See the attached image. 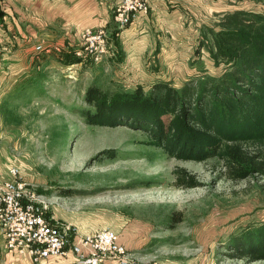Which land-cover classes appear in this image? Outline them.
<instances>
[{
	"label": "rangeland",
	"instance_id": "obj_1",
	"mask_svg": "<svg viewBox=\"0 0 264 264\" xmlns=\"http://www.w3.org/2000/svg\"><path fill=\"white\" fill-rule=\"evenodd\" d=\"M164 2L169 9L158 17L175 23L163 31V45L178 55L161 57L162 65L152 57L145 70L126 74L109 60L114 56L99 64L88 59L61 73L66 85L31 91L14 104L11 82L5 94L0 89V172L19 168L50 212L82 231H116L142 264H264L233 258L227 247L244 229L264 223V176L232 181L218 158L177 160L150 145L142 131L86 123L85 95L93 85L114 94L150 91L154 81L181 89L222 79L231 64L216 57L213 35L241 29L244 12H264V0ZM3 101L16 110L9 116L15 120L1 110ZM181 172L193 187L177 185ZM0 264L31 262L0 249Z\"/></svg>",
	"mask_w": 264,
	"mask_h": 264
},
{
	"label": "trees",
	"instance_id": "obj_2",
	"mask_svg": "<svg viewBox=\"0 0 264 264\" xmlns=\"http://www.w3.org/2000/svg\"><path fill=\"white\" fill-rule=\"evenodd\" d=\"M242 21L241 29L213 35L216 57L231 64L222 79L181 89L160 81L150 91L114 94L93 85L85 95L86 123L142 131L150 145L177 160L218 158L232 181L264 176V12H244ZM80 62L68 56V65ZM177 185L195 183L181 172ZM227 247L233 258L264 261V223L244 229Z\"/></svg>",
	"mask_w": 264,
	"mask_h": 264
},
{
	"label": "crops",
	"instance_id": "obj_3",
	"mask_svg": "<svg viewBox=\"0 0 264 264\" xmlns=\"http://www.w3.org/2000/svg\"><path fill=\"white\" fill-rule=\"evenodd\" d=\"M148 1L151 8L149 13L138 16L127 29L115 35L116 0H0L1 92L5 94L11 82L14 87L8 97L14 104L17 98L20 99L31 91H44L49 86L56 89L66 85L61 81V73L64 74L69 68L83 64L80 62L68 65L67 59L79 48L81 34L87 28L102 27L108 31L111 53L114 56L109 60L126 74L145 70L150 65V63L147 65L148 60L152 57L153 62L157 60L162 65L161 57L177 56L176 49L175 51L171 49L169 53L167 46L163 45V31L170 32L173 28L172 23L175 22L170 17L169 20L158 17L163 9H169V6L164 0ZM163 23L169 24V28L164 29ZM40 45L43 46V50L37 52L36 48ZM55 75L59 76V80L51 81ZM151 75L155 79L160 78L153 71ZM7 105L9 106L7 102H1V110L9 114L7 118H10L13 112L17 114L16 110H11ZM50 213L56 219H61L52 210ZM80 231L90 233L96 230ZM120 242L130 247L129 242L123 237H120ZM0 249L5 253L1 242ZM23 259H28L34 264L29 257ZM72 263H74L72 259L56 258L46 262V264Z\"/></svg>",
	"mask_w": 264,
	"mask_h": 264
},
{
	"label": "built area",
	"instance_id": "obj_4",
	"mask_svg": "<svg viewBox=\"0 0 264 264\" xmlns=\"http://www.w3.org/2000/svg\"><path fill=\"white\" fill-rule=\"evenodd\" d=\"M150 11L148 0H116L114 23L117 31L128 28ZM37 52L43 46L36 48ZM74 55L94 64L111 57L110 35L105 28H87ZM48 200L36 192L17 167L0 172V242L6 254L29 257L34 264L51 258L72 259L75 264H142L133 258L119 234L112 229L82 233L75 224L56 219Z\"/></svg>",
	"mask_w": 264,
	"mask_h": 264
}]
</instances>
